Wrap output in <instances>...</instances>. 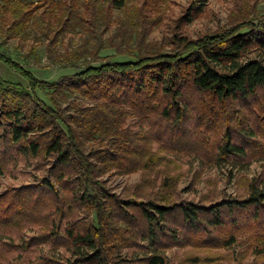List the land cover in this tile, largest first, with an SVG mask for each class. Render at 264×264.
I'll use <instances>...</instances> for the list:
<instances>
[{
	"label": "trees",
	"instance_id": "16d2710c",
	"mask_svg": "<svg viewBox=\"0 0 264 264\" xmlns=\"http://www.w3.org/2000/svg\"><path fill=\"white\" fill-rule=\"evenodd\" d=\"M194 10L188 9L174 33L159 41L151 38L163 21L159 0H0V38L18 40L24 47L40 31L49 41L52 62L76 71L43 81L0 52V60L29 83L24 87L0 78V144L8 140L26 156L51 161L41 181L44 193H51L56 209L65 213L61 192L69 189L71 206L79 204L86 212L82 221L69 222L64 230L75 255L70 264H125L120 252L140 233L130 222L134 210L145 228L142 239L152 245L159 234L169 235L166 222L173 217L202 232L226 228L237 215H250L251 223L235 229L245 227L247 232L249 227L254 242L263 246L258 252L264 254V226H253L264 212V186L252 183L241 199L186 202L179 200L178 180L170 177L154 196L137 202L113 196L102 179L110 172L130 174L154 165L156 159H147L140 146L143 134L134 130L152 114L180 124L189 113L191 95L197 93L199 98L192 101L199 117L214 122L223 113H238L240 103L264 90V15L193 39L184 29L202 7ZM74 32L81 34V43L60 51L63 39ZM39 47L36 42L29 53L38 57ZM221 152L222 157L240 155L244 148L227 142ZM1 202L0 228H10L16 216H4L9 213L5 209L16 203ZM59 229L60 224L51 234L58 235ZM170 233L177 241L175 231ZM237 236L233 233L225 246L236 244ZM148 261L166 264L161 255Z\"/></svg>",
	"mask_w": 264,
	"mask_h": 264
},
{
	"label": "rangeland",
	"instance_id": "374dc122",
	"mask_svg": "<svg viewBox=\"0 0 264 264\" xmlns=\"http://www.w3.org/2000/svg\"><path fill=\"white\" fill-rule=\"evenodd\" d=\"M197 7H202L201 13L198 12V17L184 29L185 35L193 39L220 32L240 19L264 15V0H159L163 21L153 30L151 38L161 41L171 36L177 28L179 17L188 9L194 13ZM81 41V34L74 32L63 39L59 50L74 48ZM36 42L40 44L38 57L29 53ZM48 42L36 30L24 47L19 45L18 40L0 38V52L10 55L43 81L52 82L76 72L52 62L48 54ZM118 59L129 60L126 57ZM0 78L7 83L29 86L24 76L1 60ZM39 94L47 100L42 91ZM191 96L195 99L191 98L189 113L182 123L174 124L152 114L144 125L134 127L135 132L144 136L140 146L144 149L145 157L149 160L154 157L156 160L146 170L104 175L102 179L106 181L105 186L110 194L121 200L141 202L160 191L167 178L175 177L178 180L180 201L218 203L224 199L248 196L252 183L258 187L264 186V90L259 97L240 103L238 113L233 115L231 112V116L223 113V117L214 122H205L199 117L196 101H192L197 100L199 94ZM227 142L241 146L244 153L222 157V146ZM51 166V161L26 156L20 151L19 145L11 144L8 140L1 142L0 195L6 197L0 201L9 199L16 203V206L5 209L9 210L7 215L3 214L16 217L10 228H0L1 264H70L75 260L72 245L64 230L69 222L82 221L86 212L79 204L71 206L69 189L64 190L58 179L53 178L57 187L63 188L62 199L66 202L65 213L56 209L53 195L49 192L50 195L45 194V188L40 187ZM70 188H73V184ZM0 204L3 205L2 202ZM137 215L136 210L129 215V218L134 216L130 222L140 233L129 247L120 252L122 258L127 260L125 264H149L148 258L154 255L164 257L166 264H264V254H260L257 249L263 246L254 242L249 227L246 228L247 232H244L245 227L235 229L245 226L246 222L251 223L250 215H237L236 221L228 220L226 228L216 231L203 229L202 232L188 228L177 217H173L166 222L169 235L159 234L158 243L153 245L142 239L145 228L142 221L136 220L139 219ZM58 224L61 229L54 236L51 230ZM255 224L253 226L263 228L264 212L262 219ZM172 230L178 236L177 241L173 240ZM209 230L211 232L205 233ZM233 233L238 234V242L231 247L225 246Z\"/></svg>",
	"mask_w": 264,
	"mask_h": 264
}]
</instances>
